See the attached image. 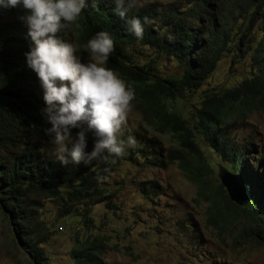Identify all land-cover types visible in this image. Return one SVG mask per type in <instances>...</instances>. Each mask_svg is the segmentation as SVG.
<instances>
[{
	"label": "trees",
	"instance_id": "16d2710c",
	"mask_svg": "<svg viewBox=\"0 0 264 264\" xmlns=\"http://www.w3.org/2000/svg\"><path fill=\"white\" fill-rule=\"evenodd\" d=\"M115 8L110 0L96 6L88 0L82 15L60 35L79 48L77 55L82 60L91 56L85 45L96 32L105 30L112 36L115 50L105 66L133 87L135 98L130 108L138 112L143 130L146 127L151 133H144L140 125L131 132L128 127L122 139L132 135L137 143L126 146L124 155L105 152L88 164L67 166L44 158L37 147L25 142L48 137L44 129L49 124L41 111L46 106L43 89L26 65L25 53L32 41L19 19L23 10H0V213L31 264H49L41 244L51 234L32 207L33 198L55 199L64 207L63 215L77 211L74 205L79 203L108 201L106 206L111 208L102 177L120 163L158 169L176 163L194 186L193 201L203 204L206 225L232 242L264 229L262 155L253 162L254 170L246 161L249 144L237 143L227 130L264 106V0H151L131 7L125 19ZM132 17L144 24L142 38L130 30L127 19ZM233 38L237 42L232 44V52L247 57L248 76L231 87L203 93L191 115H184L178 101L195 92L212 74L230 51ZM161 61L174 63L178 73L161 74ZM165 135L173 143L168 149L155 137ZM200 142L224 162V168L240 174L250 193L246 203L237 205L229 200ZM85 151H92L91 134ZM136 186L149 196L162 193L155 180L140 181ZM77 214L82 233L75 232L72 238V263L106 264L100 256L106 248L104 235L91 233L88 208Z\"/></svg>",
	"mask_w": 264,
	"mask_h": 264
},
{
	"label": "rangeland",
	"instance_id": "374dc122",
	"mask_svg": "<svg viewBox=\"0 0 264 264\" xmlns=\"http://www.w3.org/2000/svg\"><path fill=\"white\" fill-rule=\"evenodd\" d=\"M157 1L165 3L171 0ZM236 42L233 38L230 51L218 61L204 83L178 101L184 115H191L203 93L231 87L248 76L247 57L239 56L238 51L232 52V44ZM146 52L150 53L149 50ZM91 58L83 61L88 62ZM158 64L163 75H174L179 71L174 63L161 61ZM139 125L143 130L138 112L130 108L129 129L133 131ZM227 130L237 143L249 144L246 161L252 168L259 154L264 165V106L249 114L246 121L231 125ZM143 131L151 133L146 127ZM155 137L163 148L173 146L168 136ZM25 142L37 147L44 158L57 159L51 137H33ZM200 147L217 178V166H223L224 162L219 161L204 143L200 142ZM4 155L8 156V152ZM260 169L262 167L258 171ZM146 180H155L162 193L157 196L140 193L136 185ZM102 181V186L110 195L111 208L106 206L108 201L79 203L74 207L78 212L81 208H88L91 233L104 235L106 248L100 256L106 264H264V229L251 238L237 242L218 234L206 225L203 204L193 201L194 186L183 176L176 163L168 164L164 169L120 163L112 172L107 171ZM31 205L37 209L39 220L51 232L41 244L48 263L73 264L69 255L72 238L75 232L82 233L77 211L63 215L64 207L60 203L42 196L33 198ZM0 264H31L1 213Z\"/></svg>",
	"mask_w": 264,
	"mask_h": 264
},
{
	"label": "clouds",
	"instance_id": "9594fccd",
	"mask_svg": "<svg viewBox=\"0 0 264 264\" xmlns=\"http://www.w3.org/2000/svg\"><path fill=\"white\" fill-rule=\"evenodd\" d=\"M99 2L103 0H92L93 6ZM110 2L116 5L117 15L125 19L131 7L151 0ZM87 7L88 0H0V10H23L19 19L32 41L25 53L26 65L43 89L46 106L41 111L49 124L44 131L51 137L54 155L64 166L88 164L105 152L119 157L126 146L135 147L137 143L132 135L126 141L122 139L135 93L117 72L105 66L115 50L112 36L101 30L87 41L85 49L92 56L88 62L77 55L76 45L61 38L60 34L70 29ZM127 23L137 38L143 37L140 18L132 17ZM89 134L92 151L86 152Z\"/></svg>",
	"mask_w": 264,
	"mask_h": 264
},
{
	"label": "water",
	"instance_id": "95a60500",
	"mask_svg": "<svg viewBox=\"0 0 264 264\" xmlns=\"http://www.w3.org/2000/svg\"><path fill=\"white\" fill-rule=\"evenodd\" d=\"M216 176L230 201L242 205L250 199L248 188L239 173H233L218 165Z\"/></svg>",
	"mask_w": 264,
	"mask_h": 264
}]
</instances>
